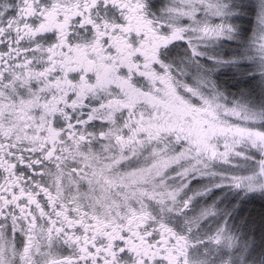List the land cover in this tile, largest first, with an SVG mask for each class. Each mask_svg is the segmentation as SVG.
Masks as SVG:
<instances>
[{"label": "snow or ice", "instance_id": "6c2138e0", "mask_svg": "<svg viewBox=\"0 0 264 264\" xmlns=\"http://www.w3.org/2000/svg\"><path fill=\"white\" fill-rule=\"evenodd\" d=\"M0 264H264V0H0Z\"/></svg>", "mask_w": 264, "mask_h": 264}, {"label": "trees", "instance_id": "16d2710c", "mask_svg": "<svg viewBox=\"0 0 264 264\" xmlns=\"http://www.w3.org/2000/svg\"><path fill=\"white\" fill-rule=\"evenodd\" d=\"M257 207H259V205H257Z\"/></svg>", "mask_w": 264, "mask_h": 264}]
</instances>
